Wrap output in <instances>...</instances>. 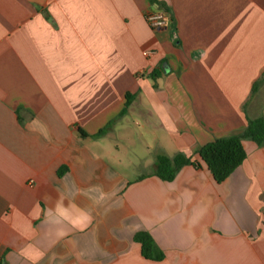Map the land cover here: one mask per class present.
I'll return each mask as SVG.
<instances>
[{
  "label": "crops",
  "instance_id": "1",
  "mask_svg": "<svg viewBox=\"0 0 264 264\" xmlns=\"http://www.w3.org/2000/svg\"><path fill=\"white\" fill-rule=\"evenodd\" d=\"M259 116L264 0H0V264H264V145L199 155Z\"/></svg>",
  "mask_w": 264,
  "mask_h": 264
},
{
  "label": "trees",
  "instance_id": "2",
  "mask_svg": "<svg viewBox=\"0 0 264 264\" xmlns=\"http://www.w3.org/2000/svg\"><path fill=\"white\" fill-rule=\"evenodd\" d=\"M259 83L257 81L254 84L253 90H256ZM132 96L131 94H127L126 107L130 105ZM244 138H249L259 145H264L263 116L248 118L247 127L241 135L218 138L200 147L199 155L201 159L206 163L218 182L225 181L247 157V152L243 144ZM187 164L199 166L195 160L182 153H178L173 158L161 154L158 157L157 175L163 180L172 181L179 170ZM135 240L141 244V251L145 258L153 260H161L164 258L163 251L158 247L149 232H138L135 235Z\"/></svg>",
  "mask_w": 264,
  "mask_h": 264
},
{
  "label": "built area",
  "instance_id": "3",
  "mask_svg": "<svg viewBox=\"0 0 264 264\" xmlns=\"http://www.w3.org/2000/svg\"><path fill=\"white\" fill-rule=\"evenodd\" d=\"M147 21L154 29L164 27L168 21V13L166 11H150L146 14Z\"/></svg>",
  "mask_w": 264,
  "mask_h": 264
}]
</instances>
